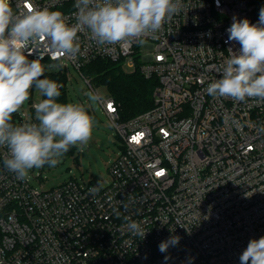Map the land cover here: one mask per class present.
Returning <instances> with one entry per match:
<instances>
[{
  "label": "built area",
  "instance_id": "1",
  "mask_svg": "<svg viewBox=\"0 0 264 264\" xmlns=\"http://www.w3.org/2000/svg\"><path fill=\"white\" fill-rule=\"evenodd\" d=\"M29 2L76 22L75 0H12L14 13ZM181 4L158 32L137 41L101 46L85 31L74 57L53 60L58 54L44 45L28 49L30 60L73 65L96 94L82 73L96 58L158 82L152 107L126 119L111 95L103 98L122 144L108 184L95 195L97 183L69 179L40 190L17 179L0 147V264H240L249 241L264 236V103L206 91L220 78L229 48H240L227 42L233 17L257 23L256 3ZM11 122H36L35 114ZM125 216L140 223L143 238L128 232ZM170 236L179 244L161 253L158 245Z\"/></svg>",
  "mask_w": 264,
  "mask_h": 264
},
{
  "label": "clouds",
  "instance_id": "2",
  "mask_svg": "<svg viewBox=\"0 0 264 264\" xmlns=\"http://www.w3.org/2000/svg\"><path fill=\"white\" fill-rule=\"evenodd\" d=\"M74 7L76 22L70 26L61 11L39 9L29 2L26 10L14 13L12 0H0V147H6L9 153L5 168L19 180H25L34 168L46 164L55 167L72 146L83 151L94 128V118L86 107L58 102L62 85L45 77L46 68L59 70L63 63L44 65L39 56L30 60L28 49L44 45L58 54L53 60L74 57L80 52L78 33L85 31H90L91 38L101 46L137 41L158 32L180 12L182 4L181 0H75ZM226 31L227 42H236L240 48H229L231 56L220 78L208 85V95L264 103V7L259 10L257 23L234 16ZM33 88L46 97L32 106L36 122L13 124V114L29 100ZM86 95L91 104L103 103L96 93ZM260 130L264 131V126ZM101 187L97 185L90 193L95 195ZM108 203H112L111 196ZM123 206L128 208V204ZM113 211L119 218V210L113 207ZM124 219L129 233L145 236L139 222L128 216ZM179 240L170 236L158 245L159 251L167 252ZM239 260L240 264H264V236L251 239Z\"/></svg>",
  "mask_w": 264,
  "mask_h": 264
},
{
  "label": "rangeland",
  "instance_id": "3",
  "mask_svg": "<svg viewBox=\"0 0 264 264\" xmlns=\"http://www.w3.org/2000/svg\"><path fill=\"white\" fill-rule=\"evenodd\" d=\"M42 64H52L49 60L41 61ZM126 72H132L133 67L124 64ZM60 70V69H59ZM58 71L47 69L45 72ZM67 71V96L68 103L83 104L89 114L94 118V128L92 138L83 151L76 146V151L66 153L55 167L47 164L40 169H32L27 177L32 185L38 189H50L69 179L78 181L81 185L97 183L106 186L110 180V165L117 158L122 141L118 137L111 120L105 114L101 104H91L87 93L93 89L85 81L81 73L73 66L69 65ZM102 98L110 95L109 90L104 85H93ZM43 99V95L35 88L30 90L29 100L22 108L14 113V118H30L34 113L32 105Z\"/></svg>",
  "mask_w": 264,
  "mask_h": 264
},
{
  "label": "trees",
  "instance_id": "4",
  "mask_svg": "<svg viewBox=\"0 0 264 264\" xmlns=\"http://www.w3.org/2000/svg\"><path fill=\"white\" fill-rule=\"evenodd\" d=\"M253 1L257 6L256 14L259 20V10L264 7V0ZM82 73L93 85H104L108 88L110 95L119 105L123 119L139 114L153 105V91L158 80L155 77L146 78L138 68L126 72L119 61L96 58L82 67ZM45 77L62 85L58 102L68 103L66 69L45 72ZM45 98L43 96V99ZM14 117L13 114L12 121L15 120ZM76 148V146L70 147L67 153L75 152Z\"/></svg>",
  "mask_w": 264,
  "mask_h": 264
}]
</instances>
